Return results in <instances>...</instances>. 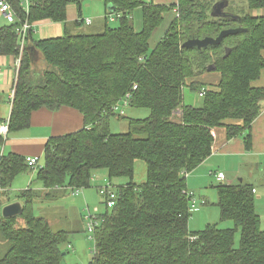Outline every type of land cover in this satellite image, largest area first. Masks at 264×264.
<instances>
[{
    "label": "trees",
    "instance_id": "trees-1",
    "mask_svg": "<svg viewBox=\"0 0 264 264\" xmlns=\"http://www.w3.org/2000/svg\"><path fill=\"white\" fill-rule=\"evenodd\" d=\"M97 1L106 8L113 5L112 11L106 9V21L114 14L117 26L106 22L102 31L89 34L71 32L65 25L62 36L33 40V24L64 23L71 1L27 0L26 9L23 0H5L14 23L0 27V57L18 55L16 30L25 22L30 25L12 84L8 135L28 128L32 112L42 108L54 112L68 107L83 117L81 129L46 141L36 174L48 191L43 197H57L51 190L58 188H89L99 170H106L109 180H127L114 193V207L100 215L88 264H264V227L255 209L254 186L219 182L215 189L220 221H231L234 227L208 224L191 232L188 223L194 209L186 183L188 173L210 157L212 134L218 130H224L227 140L243 137L245 151L252 149L251 125L264 109V87L253 86L264 69V15L224 9L228 17H213L215 0ZM241 1L250 11L264 9V0ZM136 10L139 30L130 18ZM75 25L81 27L82 22ZM235 28L243 30L218 45L182 47L190 39L216 38ZM161 29L163 34L152 42ZM35 53L42 62L39 71ZM211 65V72L219 74L218 83L195 81L208 74ZM185 86L198 92L199 107L183 103ZM127 94V108L147 109L149 115L129 119L128 132L113 134L110 119L126 118L113 108ZM138 161L145 165L140 184L134 179ZM29 170L24 157L3 155L1 197H7L17 175ZM14 197L22 213L7 219L1 209L10 202L0 198V233L10 245L0 264H60L68 233L54 232L44 218L34 216L39 193L27 189Z\"/></svg>",
    "mask_w": 264,
    "mask_h": 264
},
{
    "label": "rangeland",
    "instance_id": "rangeland-1",
    "mask_svg": "<svg viewBox=\"0 0 264 264\" xmlns=\"http://www.w3.org/2000/svg\"><path fill=\"white\" fill-rule=\"evenodd\" d=\"M90 0H85L84 3L89 2ZM143 2H150L151 0H142ZM215 3L220 2L221 0H215ZM230 4L225 8L226 11L232 12L239 15L250 14L252 16H262L264 15V9L250 11L245 3L241 0H230ZM71 3V2H70ZM75 3V2H72ZM90 12V9L88 10ZM112 18H107V24L110 27H115L118 24L116 15H111ZM169 17H171L169 15ZM5 24V22L3 21ZM6 23H8L6 21ZM9 24V23H8ZM164 24H162L161 28ZM103 28V27H102ZM94 29L90 27L88 31H83L84 33L93 34L100 32L103 29ZM161 31V30H160ZM36 33H34L35 35ZM159 36V31L154 34L152 37V42ZM36 38V35L33 36ZM38 54V53H37ZM38 56H40L38 54ZM264 70V69H263ZM204 78L199 77L195 81H204L209 77L210 81L217 79L216 84L219 81V74L214 72H209L205 74ZM209 75V76H208ZM204 76V75H203ZM257 81V80H256ZM256 81L253 83L255 86ZM189 83V82H188ZM213 83V82H211ZM183 103L185 105H192L194 107H199L202 104V99L199 97L198 92L192 91L189 86L184 87L183 91ZM126 118L125 119H116L112 117L110 119V132L113 134L125 133L129 131V119H143L149 115L147 109H130L126 108ZM223 131V129H220ZM214 164L216 160H212ZM39 166L43 165V158L39 159ZM143 165V166H142ZM142 166V167H141ZM144 163L138 161L135 166V176L134 179L137 180V184L142 183L143 178L141 176L142 169H144ZM215 168L216 171L206 172V177L203 175V167H198L195 171L188 173L187 175V191L192 194V200L198 203L196 208L191 212V217L188 223L189 230L191 232L200 231L205 228L206 225L217 224L221 229L233 228L234 224L231 221H220L219 210L217 207V193L215 186L219 184L222 180L217 179V172L221 170L225 174L226 180L222 181L225 184H232L230 180L238 182L240 177L245 178V180L250 184H255L254 181L256 177L249 175L248 170L245 169V166H241V169L228 168L223 163H217ZM37 174V169L29 170L25 173L19 174L15 177L11 184V191L6 198L3 199V202H15L16 198L14 197L17 194L18 190H24V182L28 179V184L31 182L32 189H42V184L36 180V175L30 179V176ZM104 175V178L98 176ZM23 175H27L25 178H22ZM144 176V175H143ZM205 177V178H204ZM127 180L125 178H113L110 179L107 177L106 170H99L94 172L91 180V186L86 189H76L78 194L74 195L68 188H64L60 194H65L62 197H58L59 193L56 194L57 197H51L50 199H45L42 193H39V198H37L33 203V214L36 217L44 218L50 225L52 231L54 232H66L67 242L61 246V248L66 252L62 257L60 264H88L91 260L94 250H95V240L94 238L90 239L87 231V223L85 220L89 215L94 214V210L97 209L96 213V222L99 224L100 215L104 214L106 210L110 211L111 209H106V199L105 195L99 192L98 188H107L112 192L116 193L117 188L120 185L125 184ZM260 184H256V188L259 189ZM262 190H258L255 196V209L256 213L259 215L264 227V186H260ZM1 192V191H0ZM260 193L262 194L260 197ZM53 194V193H52ZM205 203V205H203ZM9 204V203H8ZM18 226H23V221H18ZM240 232L239 229L235 234V247L239 246ZM9 243L3 239L0 233V260L4 257L6 252L9 249Z\"/></svg>",
    "mask_w": 264,
    "mask_h": 264
},
{
    "label": "crops",
    "instance_id": "crops-1",
    "mask_svg": "<svg viewBox=\"0 0 264 264\" xmlns=\"http://www.w3.org/2000/svg\"><path fill=\"white\" fill-rule=\"evenodd\" d=\"M70 1L71 3H69L66 8V21L64 22L65 24L53 23L48 20L35 23L32 26L31 33V37L33 40L62 36L64 34L65 25L67 30L76 32L79 30L88 31V29L92 26L94 27V29L98 30L103 27L104 23L106 24L107 8L102 2L97 0H90L86 3H84L85 0ZM175 1L176 0H151L150 2L156 4H172ZM89 9L90 12L88 11ZM130 18H132L135 28L139 30L141 26L140 11H134V13L131 14ZM86 20H89L90 24H86ZM3 21L5 22V24L3 23ZM6 21V18L3 15H0V27L8 25ZM79 21L82 22V26L77 28L75 24ZM164 26L167 27V24H165ZM164 30L161 29V31H159V36L163 34ZM34 33H36L35 39L33 38V36H35ZM35 56L36 67L39 71V68L42 66V62L40 61V57L37 53H35ZM262 56L264 57V51L262 52ZM205 76L206 75L202 76L201 78H204ZM14 77L15 58L0 57V123L8 119L10 116L11 105L9 104L8 99ZM199 82L210 85L216 84L217 79H215L214 81H210L208 77L207 80ZM254 87H264V70H262L260 78L256 81ZM82 126L83 117L75 109L62 107L59 110L53 112L42 108L32 112L30 116V125L28 128L8 135L4 142L0 141V150H3V155L13 153L24 158L34 157L39 161L40 158H43V148L49 138L64 136L66 134L73 133L81 129ZM213 134L214 143L212 146V153L210 157H208V159H206L199 166L204 168L201 169L203 170V175L206 177V172H212V170L216 171L215 168L218 167L216 166L217 163H223L228 168L234 169H241V166H245V169L248 170L249 175H253L254 173L253 176L256 177V180L254 181L255 184L248 183L245 178L240 176L238 177L240 178V180L238 179V181L253 185L258 197L259 192L257 191L262 190L260 186H264V109L260 112L258 117L251 125L252 149L249 152L245 151L242 139L243 137L227 140L224 130H218ZM212 160H216V163L214 164ZM143 168L144 169H142L141 172V176L144 177L142 182H144L145 180V166ZM218 169L221 168L218 167ZM219 173L223 174L221 170H218L217 175ZM35 175L36 174H32L30 176V179ZM223 175L224 178L221 179L222 181L226 180L225 174ZM26 176L27 175H23L22 178H25ZM97 176L98 179H101L100 177H102V179L104 178V175L101 174L100 176ZM137 182L138 181L135 180V183ZM230 183H234V180H230ZM257 183L260 184L259 189H257L255 186ZM25 185L27 186L24 190L29 189L32 191H36L37 193H42L44 195L48 192L44 190L43 187L42 189H32L31 182L28 184V179L24 182L23 187H25ZM24 190H18L17 192ZM62 190L63 189L58 188L51 191L57 194ZM64 195L59 193L58 197H62ZM261 195L262 194L260 193L259 197ZM197 203L198 201L195 202V208Z\"/></svg>",
    "mask_w": 264,
    "mask_h": 264
},
{
    "label": "built area",
    "instance_id": "built-area-1",
    "mask_svg": "<svg viewBox=\"0 0 264 264\" xmlns=\"http://www.w3.org/2000/svg\"><path fill=\"white\" fill-rule=\"evenodd\" d=\"M23 5L26 9H28V2L27 0H23ZM0 15H3L7 22L9 24L14 23V14L10 8V6L5 2V0H0ZM86 24H89L90 21L86 20L85 22ZM30 30V25L27 24L26 22L16 30L17 36H18V55L15 57V77L17 74V70H18V66H19V62L21 60L23 51H24V47L26 44V37L28 34V31ZM14 77V79H15ZM136 88V86H133V90ZM203 95V92L200 93V96ZM13 97H14V89L11 88L10 93H9V104L11 105L12 101H13ZM128 100H129V94H127L125 96V99H122L117 105L114 106L113 111L119 113L120 115H125V109L128 107ZM8 131H9V118L6 119L5 121H3L2 123H0V139L1 141H5L7 136H8ZM214 137V134H212ZM3 157V150H0V164H1V159ZM25 161L27 163V165L29 167H31L32 169H40L42 167L39 166L38 164V159L34 158V157H25ZM224 178V175L222 173H219L217 175V179L221 180ZM1 190V188H0ZM79 192L78 190H74L72 192V194L77 195ZM100 193L104 194L106 197V208L107 209H111L114 207L115 205V199H116V195L114 194V192H112L111 190L105 188H101L100 189ZM192 196V194H190ZM195 205V201L192 200L191 202V208H194ZM96 213H97V209L94 210V214L93 215H89L88 217L85 218L86 221H88L87 223V231L88 234H90L89 238L93 239V231L95 229V227L98 226L96 220Z\"/></svg>",
    "mask_w": 264,
    "mask_h": 264
},
{
    "label": "water",
    "instance_id": "water-1",
    "mask_svg": "<svg viewBox=\"0 0 264 264\" xmlns=\"http://www.w3.org/2000/svg\"><path fill=\"white\" fill-rule=\"evenodd\" d=\"M228 3L226 1H220L216 3L211 10V16L213 17H228L226 13H224V9L227 7ZM109 11L113 10V5L109 4L107 6ZM242 28H235V29H228L221 31L219 35L216 38H209L206 37L204 39H190L183 43L182 47L184 48H192L196 47L197 49H201L207 46H213V45H218L221 43V41L227 37L228 35H234L237 34L238 32L242 31ZM229 51H226V55L228 56ZM214 70V67L211 65L207 68L208 72H211ZM22 205L20 202L15 201L12 203H9L5 206L2 207L1 209V216L3 218H13L16 216H19L22 213Z\"/></svg>",
    "mask_w": 264,
    "mask_h": 264
}]
</instances>
